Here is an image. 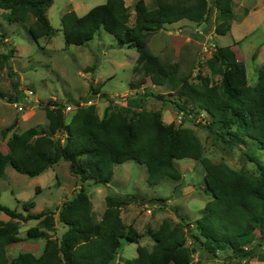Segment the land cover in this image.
<instances>
[{
	"label": "trees",
	"instance_id": "trees-1",
	"mask_svg": "<svg viewBox=\"0 0 264 264\" xmlns=\"http://www.w3.org/2000/svg\"><path fill=\"white\" fill-rule=\"evenodd\" d=\"M52 4L53 0H0L1 18L27 28L36 42L54 35L46 16ZM233 6L234 0H213L211 7L208 0H153L151 6L138 0L133 7V25H129L130 9L124 0H107L83 16L74 11L62 15L66 44L71 40L82 46L102 30L114 38L115 47L137 52L133 74L141 80L129 85L134 92L125 98V106L109 105L102 117L93 104H77L66 121L64 106L49 100L42 106L45 126L11 135L8 147L11 152L19 150L20 155L0 156V177L6 165L33 178L65 161L80 187L57 213H30L33 202L23 203L25 214L0 204V213L8 218L0 219V264H116L123 241L138 246L136 257L121 264H192L194 254L200 251L211 257L229 252V258L238 261L256 256L264 264V67L257 83L249 86L236 67L238 55L233 46L214 44L206 66L211 76L220 78L219 82L213 83L199 71L196 82H190L180 75L178 64L161 61L147 46L148 36L180 21L208 24L213 11L214 22L222 24L227 32ZM14 54L12 48L0 54V73L11 70L8 62ZM147 78L165 93L155 94L146 88L140 93ZM3 98L6 95L0 92ZM18 99L15 97L13 102ZM151 99L170 105L183 118L198 117L201 128L225 147L239 149L245 161L256 167L257 174L235 171L204 158L202 144L193 130L165 124L160 111L144 109ZM15 126L16 122L3 129L1 137L5 138ZM184 159L202 166L204 191L211 197L193 230L181 218L179 225L164 220L156 230H147L146 235L154 241L149 250L139 245L142 235L121 219L122 208L129 205L126 199L106 196L104 213L96 219L85 187L107 186L115 165L128 161L144 165L147 184L156 186L165 178L179 182L182 176L175 162ZM55 215L65 229L59 238L53 236ZM30 220H37V225L28 228L22 239L20 225ZM38 240L43 241L40 255L24 252L9 257L10 246Z\"/></svg>",
	"mask_w": 264,
	"mask_h": 264
},
{
	"label": "rangeland",
	"instance_id": "rangeland-1",
	"mask_svg": "<svg viewBox=\"0 0 264 264\" xmlns=\"http://www.w3.org/2000/svg\"><path fill=\"white\" fill-rule=\"evenodd\" d=\"M106 1L53 0L46 16L54 35L36 42L30 38L24 26L4 21L0 10V54L8 53L10 48L15 50L8 62L11 70L3 69L0 73V92L6 95V98L0 99V156L20 155L19 150L10 151L8 139L13 133L45 126L42 106L49 100L64 106L66 121L77 104H93L100 117L109 105L116 108L125 106V98L134 92L129 85L141 80L140 76L133 74L137 52L115 47L114 38L102 30L82 46H76L71 40L66 44L61 28L63 14L74 11L77 16H83L91 8ZM137 1L124 0L130 9L129 25H133V7ZM208 1L210 7L213 6V0ZM144 2L151 6L153 0ZM214 44L233 46L238 55L236 67L247 85L254 86L259 71L264 67V0H234L233 20L227 32L222 24L214 22L213 11L208 24L183 20L147 38L150 52L165 63L178 64L180 75L187 77L190 82H196L198 71L213 83L219 82L220 78L211 76L206 66ZM145 88L155 94L165 93L163 89L151 85L148 78L140 86L139 92ZM17 96L18 101L13 102ZM88 100L90 102L85 103ZM144 109L160 111L165 124L175 123L193 130L202 144L204 158L213 163H224L235 171L257 174L256 167L245 161L239 149L225 147L201 128L198 117L195 120L183 118L170 105H162L161 101L153 99L146 102ZM14 122L15 128L2 138L1 131ZM68 166L67 162L59 161L39 176L30 178L6 165L0 177V204L25 214L23 203L33 202L34 209L30 213L44 210L57 213L63 202L72 199L80 187L78 178L69 173ZM175 167L182 176L179 182L165 178L160 184L150 186L146 182L144 165L133 161L115 165L113 178L107 186L85 187L96 219L99 220L104 213L106 196L126 199L129 205L122 208L121 219L126 226H132L142 235L139 245L149 250L154 246V241L146 232L148 229L156 230L164 220L179 225L181 218L193 230L206 202L211 199L204 191V170L199 162L189 159L176 161ZM0 219L6 221L8 218L0 213ZM55 221L53 236L59 238L65 229L58 223L57 215ZM36 225L37 220L21 223L19 237L24 239L27 229ZM189 244L187 241L186 245ZM137 246L123 241L116 264L135 258ZM42 248V240L22 241L10 246L8 255L12 258L29 252L38 256ZM229 256V252H220L216 257H211L200 251V254H194L192 264H263L258 262L256 256L241 261L231 260Z\"/></svg>",
	"mask_w": 264,
	"mask_h": 264
},
{
	"label": "built area",
	"instance_id": "built-area-1",
	"mask_svg": "<svg viewBox=\"0 0 264 264\" xmlns=\"http://www.w3.org/2000/svg\"><path fill=\"white\" fill-rule=\"evenodd\" d=\"M68 108V107H67ZM66 109V108H65ZM68 110H69V108H68Z\"/></svg>",
	"mask_w": 264,
	"mask_h": 264
},
{
	"label": "crops",
	"instance_id": "crops-1",
	"mask_svg": "<svg viewBox=\"0 0 264 264\" xmlns=\"http://www.w3.org/2000/svg\"><path fill=\"white\" fill-rule=\"evenodd\" d=\"M12 257H15V255H14V256H12Z\"/></svg>",
	"mask_w": 264,
	"mask_h": 264
}]
</instances>
